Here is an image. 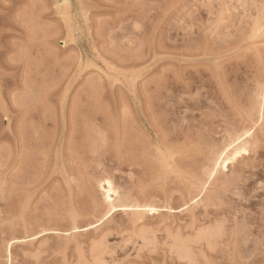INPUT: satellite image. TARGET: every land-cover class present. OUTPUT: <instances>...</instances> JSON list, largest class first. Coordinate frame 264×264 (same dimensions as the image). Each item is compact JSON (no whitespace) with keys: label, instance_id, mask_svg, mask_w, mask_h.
<instances>
[{"label":"rangeland","instance_id":"374dc122","mask_svg":"<svg viewBox=\"0 0 264 264\" xmlns=\"http://www.w3.org/2000/svg\"><path fill=\"white\" fill-rule=\"evenodd\" d=\"M0 264H264V0H0Z\"/></svg>","mask_w":264,"mask_h":264},{"label":"bare ground","instance_id":"6f19581e","mask_svg":"<svg viewBox=\"0 0 264 264\" xmlns=\"http://www.w3.org/2000/svg\"><path fill=\"white\" fill-rule=\"evenodd\" d=\"M248 135H249V132H245L243 135L239 136L238 138L233 140L231 143H229L228 145L223 147L222 151L218 154L215 165L213 167L214 169L212 170L210 177H213V175L216 173L217 169L225 170L227 168V165L230 162H232L235 158L240 156V154L244 151L242 149V146H241L243 144V138L245 136H248ZM244 140L246 141V138ZM103 182L101 185L99 184L100 185L99 188L103 194L102 196H104V200L110 206V210L106 214V218L109 217L110 215L114 214L118 210L137 211V212H142V214L148 213L151 215L157 213V209H155L154 207H149V206H144V207L138 206V207H132V208H124V207L116 208V207H114L113 202H114V197L116 194H115L110 182H107V181L104 183Z\"/></svg>","mask_w":264,"mask_h":264}]
</instances>
